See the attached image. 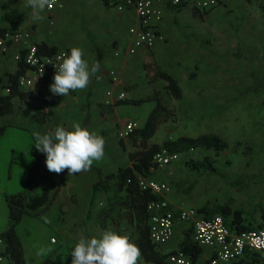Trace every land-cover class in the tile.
<instances>
[{
	"label": "crops",
	"instance_id": "obj_1",
	"mask_svg": "<svg viewBox=\"0 0 264 264\" xmlns=\"http://www.w3.org/2000/svg\"><path fill=\"white\" fill-rule=\"evenodd\" d=\"M58 1L60 4L52 9L46 8L41 13L45 17L43 20L34 21L32 9L26 6V0H0V29L20 28L29 31L31 41L38 46L46 45L49 50L55 48V51L43 50L42 53L51 54L59 49L82 47L85 50L84 58L90 64L99 61L100 70L92 77L88 88L70 92L64 97L51 93L54 75L50 71L34 79L31 86L21 85V78L33 77V71L23 63L16 62L12 55L0 54V98L9 93L11 75L24 69L19 78L20 93L12 99L13 112L0 114L1 119L6 120L5 124L0 125H7L0 132V140L6 137L10 126L32 134L34 130L31 127L37 125V128L34 127L35 132L47 134L58 126L71 129L74 123H80L82 127L96 131L105 138V157L99 164L94 162L91 170L69 177L67 170L60 174L50 172L45 163L46 154L39 152L34 145V168L25 190L33 195L48 189V201L45 206L26 212L16 226L26 264H42L48 258L55 264H63L56 257L58 250L52 248L58 243L67 249V258L71 262V251L81 237H99L105 230L126 233L139 246L136 241L141 235L140 226L144 220L140 221L134 210L124 204V199L129 196L126 188L120 185L116 177L108 180V189L95 190L94 186L108 175L116 176L121 168L133 167L131 154L142 150L145 143L137 132L127 138H120L118 132L129 121L138 123L136 131L143 128L156 106V98L165 105V109L162 110V120L155 133L170 129L169 120L171 116L175 118V114H179L181 108L177 105L181 101H185L186 107V102L195 98L201 102L197 108L204 106L210 112L213 103L222 106L237 102L242 97V91H247L257 83L264 90V0H219L215 7L206 11L198 10L189 3L180 6L164 4L159 31L165 40L152 48H141L134 54L128 52L132 42L129 30L140 23L134 9L119 11L107 0ZM17 50L19 48L15 47L12 51ZM112 69L118 72L120 83L112 81ZM159 70L177 80L182 98H175L168 93L166 81L157 78ZM182 81L189 85L188 95ZM108 89L113 90L114 98L115 94L125 92L126 99L106 105ZM171 98L178 100V104ZM175 108L177 110L172 113L171 109ZM219 108L216 106L215 112H219ZM183 114L187 115V111ZM142 117L145 121L143 125L140 122ZM193 124L196 122L189 125ZM197 124L198 128H202L206 123L200 121ZM174 126H177L176 123ZM181 131L186 133L181 136H190L188 129ZM155 133L147 140V145L176 139L165 138L162 142H153ZM212 149H190L180 154L178 162L164 169L156 167L154 173L142 175L166 181L170 185L171 191L167 198L176 211L182 205L198 210L207 204H229L233 210L241 212V225L256 226L263 218L264 174L249 169V161L242 165L239 161L238 173L234 177L230 176L227 169L236 163L229 164L231 159L226 156H222V162L225 163L223 176L210 174L208 170L193 169L185 164L186 160L205 157L215 163V157L210 152ZM193 150H202L204 153L195 158L191 155ZM3 151L5 148L0 145V155H3ZM23 151L28 153L27 145ZM15 153V149L10 151V169L6 180H3L0 172V212L6 209L7 193L21 192L9 190L13 187L10 185ZM241 174L252 177L244 188L232 184ZM200 215L204 217L203 213ZM226 219L231 222L232 215ZM5 220L4 217L0 232L11 224V217L9 225ZM147 223L149 226V219ZM45 227L51 234L44 241L42 231ZM237 228L242 230L233 227L235 231ZM187 235L192 239V226L178 223L174 236L163 246H156V250L166 254L180 247ZM52 238L56 241H52ZM39 248H51L52 251L46 256H37ZM199 248L196 264H209L214 255L213 250L209 247ZM144 261L142 256L139 264H144ZM253 263L264 264L261 253L248 251L230 264Z\"/></svg>",
	"mask_w": 264,
	"mask_h": 264
},
{
	"label": "built area",
	"instance_id": "obj_2",
	"mask_svg": "<svg viewBox=\"0 0 264 264\" xmlns=\"http://www.w3.org/2000/svg\"><path fill=\"white\" fill-rule=\"evenodd\" d=\"M119 11L134 9L139 16V26L131 27L132 42L128 48L130 54L136 53L141 48H152L165 37L159 31L163 21L162 5L170 4L180 6L189 3L192 7L206 11L215 7L219 0H107ZM259 1V0H255ZM58 0H53L52 9ZM60 4V3H59ZM29 31L20 28H11L0 35V54L12 55L18 63H23L33 71V77H22L21 85L31 86L34 79L42 77L49 71L55 75L59 63L56 57L61 53H69V49H59L54 53H42L37 43L31 41ZM15 47L19 50L12 51ZM116 55L118 53L116 52ZM114 83H120V77L116 70H110ZM9 91V89H8ZM126 99V93L115 94L112 89L106 91V105H113L116 101ZM136 121H129L122 127L118 135L127 138L137 129ZM180 154L170 152L168 149L157 151L153 156V162L158 169H164L171 163L179 160ZM130 181V180H129ZM137 182L141 189H149L158 195V198L147 202L146 208L150 212L149 233L151 241L161 247L166 244L175 234L178 223H187L192 226L193 240L200 247H209L214 255L209 264H230L239 260L246 252H259L264 260V218L251 229L241 232L235 231L224 216L215 214L212 217H202L194 207L182 205L179 210L172 209L167 198L171 191L166 181L148 178L137 174ZM52 241H56L52 238ZM166 260L170 264H195L192 256L181 247H177L167 253ZM13 259L7 253V243L0 238V264H11ZM256 264V263H253Z\"/></svg>",
	"mask_w": 264,
	"mask_h": 264
},
{
	"label": "trees",
	"instance_id": "obj_3",
	"mask_svg": "<svg viewBox=\"0 0 264 264\" xmlns=\"http://www.w3.org/2000/svg\"><path fill=\"white\" fill-rule=\"evenodd\" d=\"M9 29H0V35H2ZM38 47L40 51H55V48L49 50L46 45H39ZM23 72L24 69L22 68L15 74L11 75V85L9 87V93L1 96L0 98L1 115L10 114L11 112H13L14 104L12 102V99L14 96L20 93L19 78L23 74ZM157 78L166 81L167 84L165 88L171 96L178 99L182 98L183 94L181 87L172 75L165 71L159 70ZM261 88L262 85L257 83L256 85L249 87L246 92H259ZM164 109L165 105L156 98V106L151 112L146 125L138 131H136L137 129H135V131L132 133L134 134L135 132H137L145 143V146L142 150H138L135 153L131 154L134 161L133 167L121 168L116 176L108 175L104 180L97 182L94 186L95 190L108 189V180L116 177L118 178L120 185L126 188L129 196L124 199V204L130 209L134 210V214L136 216L138 215L140 221L144 220V224H142L141 226L139 225L141 235L138 237L136 242H138L139 244V248L144 259L146 261L154 262L155 264H170L166 260L168 254H160L156 250V245L150 239L149 226L147 223L150 216V213L146 208L147 202L152 199L158 198V195L153 193L149 189L144 190L139 187L137 182V173H141L144 175L154 173L156 170V165L153 162V156L157 151L162 149H168L170 152L181 154L190 149L203 147L205 149L213 148L219 153L224 151L229 146V143L226 140L214 134H204L197 137L180 136L176 139L165 140L161 144L147 145V140L153 136L157 129L159 121L162 120V110ZM6 126L7 125H0V132H3ZM185 164L190 168L200 171L208 170L210 174H218L222 176L224 175L216 167H214L213 161L209 157H205L204 159H189L185 161ZM250 178H252L251 175L241 174L234 181H232V184L237 186H241V184H244L246 187L250 182ZM6 201L10 211L11 224L6 230L0 232V238H4L7 243V253L13 259L11 264H26L23 256L22 242L19 235L17 234L16 226L26 212L46 205V202L48 201V189H45L42 192L33 195L29 194L27 190L21 191L16 194H8L6 195ZM198 211L200 213H203L204 217L206 218L212 217L215 214H221L225 218L232 215L231 222L227 221L228 225H230L232 228L239 227L240 229H242L241 231L255 227H250V225L248 224L241 225V212L238 210H233L229 206V204H207L203 208L198 209ZM262 217L264 218V208L262 210ZM237 231L241 232L238 230V228ZM180 247L186 253H189L192 256L196 264V260L200 253V246H198L197 243L193 240V237L192 239H190L187 235L184 241L181 243ZM42 264L55 263L51 258H48Z\"/></svg>",
	"mask_w": 264,
	"mask_h": 264
},
{
	"label": "rangeland",
	"instance_id": "obj_4",
	"mask_svg": "<svg viewBox=\"0 0 264 264\" xmlns=\"http://www.w3.org/2000/svg\"><path fill=\"white\" fill-rule=\"evenodd\" d=\"M182 84L186 90V94L188 95L190 90L189 85L184 81H182ZM240 95L242 97L237 102H231L228 104L225 103L222 106L218 105V103H213L210 112H208L204 106L197 108L198 105H201V102H198L195 98L186 102V107L185 101H181L178 104V100L171 98L175 104H178L177 106L180 107L181 110L179 114H175V118L170 114V129H167V131H158L155 133L152 141L162 142L165 138H177L181 135H186V133H182L181 131L184 129H188L190 136L216 133L222 139L228 141L230 145L225 152H220L219 154H217V152L213 149L210 150L211 154L215 157V163L213 161V165L221 173H223L225 164L222 162V156H226V158L230 157L231 159L229 164L236 163L227 169V174L230 176L234 177L238 173V166H240V162L242 165V163L248 161L249 165H247L250 167L249 169H253L257 173L264 174V90H261V92L242 91ZM216 106L220 107L219 112H215ZM176 110V108L175 110L171 109L172 113ZM184 111H187V115L183 114ZM13 119L17 122L15 117ZM143 120L144 117L140 120L141 125L145 123ZM200 121H204L206 123L202 128H198L199 124L197 123H200ZM195 122L196 124L191 126L189 125L190 123ZM5 123L6 120H2L0 116V124ZM175 123L178 127L174 126ZM33 126L36 127L37 125ZM34 127L31 128H33L35 132L36 129H34ZM0 145L5 148L3 155H0V172L3 180H6L7 173L10 169V165H8L10 151L15 149V164L12 168L13 179L12 184L10 185V187H12V185L13 187L9 190H11V192L25 190L27 187V181L31 176V171L34 168L33 156L35 155V144L33 135L30 131L10 126L6 137L0 140ZM26 145L28 146L27 154L23 151V147ZM203 153L204 152L202 150H193L191 155L196 158L202 156ZM178 161L179 160H176L175 162ZM100 162L96 163L99 164ZM239 187L244 188L245 185L241 184ZM8 194L12 193H7V195ZM9 216V208L6 204L5 211L0 212V225H2L4 217L6 219L5 221H7L6 224L9 225ZM49 234H51V231L45 227L42 231L44 241ZM49 238L50 236L48 239ZM52 248L56 251L58 250L56 252V257L58 259L60 258L63 264H71L67 258L66 248H62L60 243L52 246ZM144 264L153 263L144 261Z\"/></svg>",
	"mask_w": 264,
	"mask_h": 264
},
{
	"label": "clouds",
	"instance_id": "obj_5",
	"mask_svg": "<svg viewBox=\"0 0 264 264\" xmlns=\"http://www.w3.org/2000/svg\"><path fill=\"white\" fill-rule=\"evenodd\" d=\"M53 0H26L32 9L34 21L43 20L41 15L52 6ZM82 47H72L69 53L56 57L58 70L53 77L50 91L53 95L67 96L70 92L85 90L92 77L100 70V63L90 64L85 58ZM98 78V77H97ZM35 148L46 154V167L56 174L67 170L69 177L91 170L94 162L105 157V138L80 123L71 129L58 126L51 133H32ZM51 248H39L37 256H46ZM71 264H139L142 252L128 234L105 230L99 237H81L71 251Z\"/></svg>",
	"mask_w": 264,
	"mask_h": 264
}]
</instances>
